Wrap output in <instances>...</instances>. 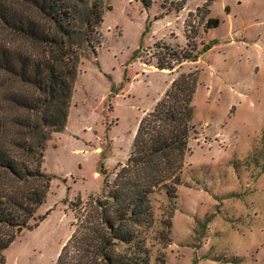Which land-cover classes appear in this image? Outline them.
Instances as JSON below:
<instances>
[{
    "label": "rangeland",
    "instance_id": "374dc122",
    "mask_svg": "<svg viewBox=\"0 0 264 264\" xmlns=\"http://www.w3.org/2000/svg\"><path fill=\"white\" fill-rule=\"evenodd\" d=\"M98 1L97 53L83 43L67 124L45 150L53 180L36 212L44 219L16 234L5 264L56 263L81 210L73 203L108 193L105 179L127 162L140 119L175 77L195 70L182 183L175 195L163 188L152 197L154 233L172 214L170 243L156 242L152 261L264 264V0ZM212 17L219 26L209 27ZM169 47L199 58L161 70Z\"/></svg>",
    "mask_w": 264,
    "mask_h": 264
},
{
    "label": "trees",
    "instance_id": "16d2710c",
    "mask_svg": "<svg viewBox=\"0 0 264 264\" xmlns=\"http://www.w3.org/2000/svg\"><path fill=\"white\" fill-rule=\"evenodd\" d=\"M102 21L98 0H0V264L16 234L44 219L36 212L53 180L42 169L47 142L67 124L80 50L86 42L97 53ZM166 49L156 62L161 70L199 58L188 48ZM198 78L197 70L180 73L140 119L127 162L110 184L105 179L108 193L73 203L81 210L55 264H154L151 247L170 243L172 214L154 233L152 197L163 188L175 195L182 183Z\"/></svg>",
    "mask_w": 264,
    "mask_h": 264
},
{
    "label": "crops",
    "instance_id": "0c3cea01",
    "mask_svg": "<svg viewBox=\"0 0 264 264\" xmlns=\"http://www.w3.org/2000/svg\"><path fill=\"white\" fill-rule=\"evenodd\" d=\"M219 26V25H218ZM184 63V62H183ZM164 70H166V69H164Z\"/></svg>",
    "mask_w": 264,
    "mask_h": 264
}]
</instances>
